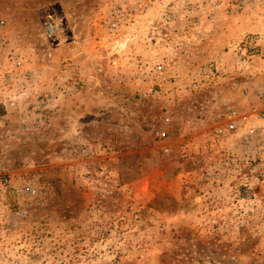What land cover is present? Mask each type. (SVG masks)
<instances>
[{
	"label": "rangeland",
	"instance_id": "obj_1",
	"mask_svg": "<svg viewBox=\"0 0 264 264\" xmlns=\"http://www.w3.org/2000/svg\"><path fill=\"white\" fill-rule=\"evenodd\" d=\"M262 164L264 0H0V264H264Z\"/></svg>",
	"mask_w": 264,
	"mask_h": 264
},
{
	"label": "built area",
	"instance_id": "obj_2",
	"mask_svg": "<svg viewBox=\"0 0 264 264\" xmlns=\"http://www.w3.org/2000/svg\"><path fill=\"white\" fill-rule=\"evenodd\" d=\"M47 28L51 29V25H49ZM232 127H233V125L230 126V128H232ZM262 166H264V164H262Z\"/></svg>",
	"mask_w": 264,
	"mask_h": 264
}]
</instances>
